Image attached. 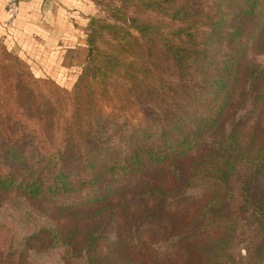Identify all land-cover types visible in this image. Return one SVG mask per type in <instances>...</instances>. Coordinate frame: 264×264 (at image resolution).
I'll return each mask as SVG.
<instances>
[{
  "label": "trees",
  "instance_id": "16d2710c",
  "mask_svg": "<svg viewBox=\"0 0 264 264\" xmlns=\"http://www.w3.org/2000/svg\"><path fill=\"white\" fill-rule=\"evenodd\" d=\"M121 3L125 13L132 9L138 33L122 48L136 45L140 66L120 65L125 84L114 90L119 61L99 62L91 39L87 70L72 88L87 86L83 97L59 112L36 106L39 116L43 111L39 131L16 118L0 126V190L59 208L86 207L118 194L147 168L200 151L189 186L209 201L184 239H204V264H263L264 139L229 131L209 143L208 136L234 98L264 0ZM255 74L244 85L252 105L264 100L254 92ZM106 103L116 111L106 113ZM144 106L145 118L136 122L134 111ZM87 264L97 262L90 257Z\"/></svg>",
  "mask_w": 264,
  "mask_h": 264
},
{
  "label": "rangeland",
  "instance_id": "374dc122",
  "mask_svg": "<svg viewBox=\"0 0 264 264\" xmlns=\"http://www.w3.org/2000/svg\"><path fill=\"white\" fill-rule=\"evenodd\" d=\"M121 6V0H103L88 38L89 46L93 41L91 46L99 62L105 57L119 61L118 74L111 81L114 90L125 84L121 79L125 71L120 65L141 64L133 56L136 45L122 48L129 34L137 37L138 33L131 25L132 9L126 14ZM261 18L249 42L234 98L218 128L208 136L209 143L229 131L256 141L264 139V100L252 105L244 94L247 76L256 73L259 76L254 92L264 98L263 13ZM252 29L249 26V31ZM86 92L87 86L74 91L35 81L21 61L0 48V126L8 118H16L39 131L44 128L40 121L43 111L39 116L36 106L59 112ZM136 93L142 95L143 90ZM249 98L254 96L250 94ZM146 108L134 111L136 122L145 118ZM113 110V104L104 108L108 114ZM201 156L202 152L196 151L147 168L131 177L118 194L86 207L59 208L47 200L0 190V264H87L90 257L97 264H204L199 252L204 239H184L209 201L197 197V190L189 186Z\"/></svg>",
  "mask_w": 264,
  "mask_h": 264
},
{
  "label": "crops",
  "instance_id": "0c3cea01",
  "mask_svg": "<svg viewBox=\"0 0 264 264\" xmlns=\"http://www.w3.org/2000/svg\"><path fill=\"white\" fill-rule=\"evenodd\" d=\"M9 25L0 0V48L21 61L35 80L72 89L89 56L90 28L103 0H18Z\"/></svg>",
  "mask_w": 264,
  "mask_h": 264
},
{
  "label": "built area",
  "instance_id": "2783aa9c",
  "mask_svg": "<svg viewBox=\"0 0 264 264\" xmlns=\"http://www.w3.org/2000/svg\"><path fill=\"white\" fill-rule=\"evenodd\" d=\"M6 10L9 16V25H13L18 13H19V2L18 0H5Z\"/></svg>",
  "mask_w": 264,
  "mask_h": 264
}]
</instances>
